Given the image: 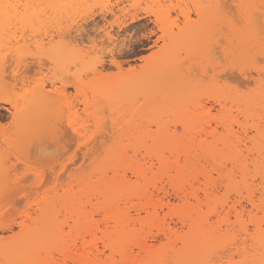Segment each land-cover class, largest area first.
<instances>
[{
    "label": "snow or ice",
    "instance_id": "obj_1",
    "mask_svg": "<svg viewBox=\"0 0 264 264\" xmlns=\"http://www.w3.org/2000/svg\"><path fill=\"white\" fill-rule=\"evenodd\" d=\"M80 7L70 3L0 4V26L9 31L12 27L17 28L16 35L20 37L15 40L14 45L12 41L0 44V82L3 83L0 88V130L7 133L15 126L24 110L23 106H26L28 98L40 87L42 79L45 83L51 79L47 91H54L61 97L67 96V91L74 88L73 99L78 98L83 108V112H78L74 119L75 105H61L60 118L55 125L24 144L18 151L7 153L5 162L14 166L19 175V184L27 186L31 182L37 190L46 189L48 185L62 179L61 174L69 177L73 175L71 170L79 163L78 157L81 153L87 160L95 156L97 150L108 151L114 147L115 129L119 119L115 111L110 113L109 105L105 103L106 97L97 88L85 87L81 91L84 82H101L111 78L116 69L122 70L125 66L119 61L123 56H118L117 52L139 57V50L151 45L152 55L144 58L151 61L169 49L172 37L177 35V29L182 34L191 24H200L206 11L209 13L208 41L195 56H184L183 51L180 52L183 57L181 70L186 66L187 74L195 83L209 86L208 95L205 97L209 101L223 93L237 97L248 96L256 90L250 86L254 79L258 81L259 91L264 98V0H260L258 5H229L222 0H213L211 3H184L182 0H155L148 3L144 0H124L121 3V0H106L104 3L84 5L83 7L92 8L94 11L81 15L78 21L70 16L68 29L63 28L64 21L61 19L58 34L55 28L41 23L43 13L30 12L36 8H58L61 13H71L73 9ZM5 8L8 9L7 13L3 11ZM13 9L14 16L11 15ZM97 12H111L112 25L109 26L105 21L103 27L97 24L93 28L91 22H95ZM85 28L92 33L98 30L104 37V44L99 48V41L83 44L82 39L86 38H82L81 33ZM117 28L118 31L115 30ZM49 31L58 46L85 54V67L80 68V61H77V70L68 74L69 79H65L60 71L53 72L51 67L44 74L43 64L46 57L43 46L49 43ZM238 32L259 39V51L253 49L243 60L231 58L226 47H222L226 38H231ZM221 52L224 55H220ZM109 61L113 65V71H105L101 67H106ZM21 80L23 84L20 83ZM222 106V101L213 107L206 106L201 114L204 127L212 135L205 137L196 149L200 156L199 164L186 163L183 149L179 159L175 156L170 158L175 167L167 170V176L176 180L182 179L183 191L191 192L190 198L183 196V202L178 201L176 206L197 207L203 214L201 219L205 234V240L199 246L195 258L179 264H264V108L261 110L260 125L254 128L246 123L247 116L236 117L235 110L228 117H223L220 112ZM65 116L67 128L65 134L61 135L60 129ZM151 131L156 133L159 129L153 125ZM177 133L183 135L179 129ZM8 143L5 135V144ZM129 154L131 155V149ZM138 157L139 154L136 162L141 166L151 165L152 174L160 175L157 172L158 164L163 172L164 164L156 156L151 161H139ZM177 168L184 170L183 177L177 172ZM121 173L123 179L130 184L140 183L141 173L137 167L123 168ZM113 175L111 170L106 173L108 178ZM166 179L167 177H163L161 182ZM13 199L5 191L0 202V232L4 237L0 243L5 246L23 233V217L30 210L22 207L23 200L27 197L21 198L19 203H13ZM172 209L173 205L169 200L157 205L155 216L163 217L166 221ZM148 211L151 215V207ZM93 219L95 223L91 227L95 229L96 247L89 255H95L96 258L90 259L88 264H128L115 251V245H110L108 235H103L101 240V234L107 232L106 212L102 210L94 213ZM150 222L155 223L154 220ZM146 227L147 224L137 226L133 232L122 237L123 255L128 254L129 248L137 256L141 254L140 241ZM64 231L72 229L66 227ZM82 233L85 238L90 234L87 227L82 229ZM257 241L261 249L258 261L249 256V243L254 244ZM39 255L51 258H5L0 260V264H68L67 260L57 257L55 249L41 250ZM109 255L113 258L106 260L105 257ZM117 256L120 258H116ZM131 264L148 262L132 261Z\"/></svg>",
    "mask_w": 264,
    "mask_h": 264
},
{
    "label": "rangeland",
    "instance_id": "obj_2",
    "mask_svg": "<svg viewBox=\"0 0 264 264\" xmlns=\"http://www.w3.org/2000/svg\"><path fill=\"white\" fill-rule=\"evenodd\" d=\"M12 1L14 4H22L26 1H32V4L35 5L38 3L37 0ZM64 1L70 4L80 5L81 7L73 9L71 13L64 12L56 15L48 11L47 15L43 14L41 21V23L49 25L50 28H55L57 34L59 33L61 19L64 21L63 28L68 29L70 16L78 21L81 15L94 11L92 8L83 7L84 5H95L106 2V0ZM113 2H115V0H113ZM123 2L124 0H121V3ZM137 2H139V0H137ZM144 2H155V0H144ZM182 2L211 3L213 0H182ZM223 3L229 5L248 4L254 3V1L227 0L226 2L225 0ZM259 3L260 0H255V4L258 5ZM117 11L119 12V10ZM103 14H105V19L102 18ZM237 14H239V10H237ZM111 17L112 14L107 12H97L95 22L85 21V23L91 22L92 27L96 28L97 24H99L100 27H103L105 21H107L109 26H111ZM13 23H15V21H13ZM208 25L209 13L206 11L200 24H191L182 34L179 33V30L177 29V35L172 37L169 49L166 52L155 56L151 61L144 59L145 57L152 55L153 49L151 45L142 47L139 50V57L127 56L123 53L117 52L118 56H123V59L119 61L125 66L122 70L116 69L114 75L107 80L101 82L93 81L92 83L85 81L82 85V92L85 87L88 89L97 88V90L106 97L105 103L109 105L110 113L115 111L119 123L115 129L114 147L125 149L127 152L125 158L127 160L130 159L131 161L133 160V162H136L137 154H139V161L145 159L151 161L152 157L157 153L165 152L166 154H163L165 158L167 157L166 159L169 160H166V163L170 166V163L172 164L174 161L169 158L175 156L176 159H179L181 150H179V152L177 151L178 154L172 150L174 151L172 154L169 149L176 148L175 141L180 139L185 143L187 142L190 144L191 142V147H189L190 153L188 154L191 156L193 155L194 158L191 157V162L189 161V164L198 165L200 162V156L197 155L196 149L199 148L205 137L212 135L208 129H205L202 123L201 114L205 111V106L213 107L214 105H219L221 101L223 102V106L220 109V112L223 117H228V115L235 110L236 117H248L246 123L250 124L251 127L255 128L260 125V115L262 108H264V98H262L259 91L257 80L254 79L250 85L256 90L248 96L237 97L223 93L209 101L208 99H205L208 95L209 86L207 84L195 83L187 74L188 69L186 66L181 70L183 57L180 55V52L183 51L184 56H195L198 50L203 48L208 41ZM115 30L118 31L119 29L117 28ZM16 32L17 28L15 27H12L10 31L5 28L1 29L0 44H8L9 41H12L14 45L15 40L20 39V37L16 35ZM81 36L82 38H86L82 39L83 44H87L89 41L92 43L99 41L97 44L98 48L104 44V37L98 30L92 33L89 29L85 28L84 32L81 33ZM47 40L49 41L48 45L43 46L44 55L46 57L43 64L45 75L48 73V68L51 67L53 72L60 71L65 79H69L70 77L68 74L77 70V61H80V68L85 67L84 53L73 52L70 49L58 46L50 31L47 35ZM21 43L24 42L21 41ZM152 43L155 44V41H152ZM222 47H226L227 54L231 58L235 60H243L253 49L259 51V39L258 37H251L246 33L238 32L231 38H226ZM220 55H224V53L221 52ZM53 61H55V63H53ZM141 65H143V67H141ZM101 67L104 68L105 71H113V65L110 61L106 67L104 65H101ZM129 69H135V71L130 72ZM121 71L122 74H119ZM97 75L100 74L98 73ZM20 83L23 84V80H21ZM50 85L51 79H48L46 83L42 79L40 81V87L34 95H31L28 98L26 106L22 105L24 110L15 126L7 133L0 130V202L3 200L5 191H8L12 195L14 198L13 203H19L21 198L27 197V199L23 200L22 204V207L30 209L27 212V215L25 214L23 217L24 227L27 226L25 228H34L37 226H44L47 224V221L51 219L52 225L55 229L52 227L45 231L42 228L39 233V239L35 241H26L25 236L21 234L15 240H10L7 246L0 243V260L5 258L50 259L51 257L49 256L41 257L39 253L41 250L55 249L57 257L62 260H67L68 264H88L90 259L96 258L95 255H89V253L94 250L90 245L91 243H94L96 236L94 233L93 237L89 235L87 238L83 237L84 241L87 243V251H85L86 247L81 248V245L79 246L82 239L74 240V235L80 233L84 236L82 229H85L86 227L90 228V225L85 223L81 226H74L73 217L68 213L70 211L68 203L73 200L75 197V191L79 188V176L87 177L88 174H92L93 172L94 180L102 177V172L104 171V175L109 170H111L113 174H122L121 168H117L120 167L119 164L114 165L112 163L104 162L102 149L100 150L101 154L99 150H97V155L95 154L96 156H93V160L92 158L91 160H84L81 153L78 158L79 163H77L76 167L71 170L73 172L71 177L61 174L62 179L48 185L46 189L37 190V187H33L31 182L27 186L19 184V175L14 170V166L5 162L9 151H18L24 144L38 137L46 129L57 123L60 118L61 105L64 107H67L69 103L75 105L73 108L74 119L78 112H83L80 100L78 98L73 99L75 96L74 88L72 91H67V89H65V91H67V96L61 97L54 91H47ZM2 87L3 83L0 82V88ZM116 87L123 88V92L125 91L123 97L117 98L115 102L108 101L106 94L112 91L114 95L113 90ZM153 125L158 127V132L152 133L151 129ZM66 128L67 116L63 119V126L60 129L61 135L65 134ZM177 129H179L183 135H179ZM5 135H7L9 141L7 145L5 144ZM217 139H219V137H217ZM149 141H151V143H149ZM170 146L172 147L170 148ZM129 149H131V155L129 154ZM188 154H185L184 152L185 162L188 159L187 157H189ZM201 155H203L202 152ZM97 161L99 164H96ZM100 163L111 164V167L104 164L102 165L104 168L102 171L98 169L100 167L102 168ZM137 163L138 162L135 164L140 165ZM80 165L82 166L80 167ZM98 165L100 167H98ZM112 165L115 166L117 171L115 168V171H113ZM116 165L118 166L116 167ZM144 165L148 166L150 164ZM79 168L80 170H78ZM96 168L98 169V172H101L102 174L96 173ZM165 169H167V167ZM157 172H159L158 169ZM166 188L169 190L167 197L169 196L168 198L171 202L177 203L173 191L168 186ZM47 201L50 202V205H46V203H48ZM92 201L93 203L96 202L95 199ZM166 221L170 223V226L172 225L171 227L173 230H176L179 235L186 233L187 228L181 227L176 220H173L172 222L168 220ZM94 223L95 221L93 224ZM112 224V222L106 223L107 232L101 234V240L104 234H108L115 229L114 224ZM66 227L72 229V231H68L71 236L70 234H67L68 232L64 231ZM152 232L155 234V231L152 230ZM155 236L156 237L151 235V238L149 237L151 240H149V242L153 245L151 247L153 250H151L152 252L150 255L141 253L137 256L133 252L129 255H123L120 251H115L120 253L128 264H131L132 261H146L148 264H179L181 261L192 260L195 258L198 248L194 249L188 246L183 247L181 241L174 237L167 240L166 238L164 239L162 235L158 234ZM3 239V234L0 232V241ZM78 240L79 244L77 245ZM250 243L249 247H251ZM255 245L257 244L252 245L253 248H250L249 256L252 258V251L254 250L255 252H253V254L256 253L255 258H257L255 260L258 261L261 257V249L259 248L260 251H257V248L255 250ZM74 248L77 250L74 251ZM103 251L104 249L101 247V252ZM166 253L169 256H167ZM160 256L165 257L163 258L164 260H161ZM112 258L111 255L105 257L106 260ZM116 258H120V256H117Z\"/></svg>",
    "mask_w": 264,
    "mask_h": 264
},
{
    "label": "bare ground",
    "instance_id": "obj_3",
    "mask_svg": "<svg viewBox=\"0 0 264 264\" xmlns=\"http://www.w3.org/2000/svg\"><path fill=\"white\" fill-rule=\"evenodd\" d=\"M224 1L225 0H222V2H224ZM253 1L255 4V0H253ZM37 2L38 3H36V5H49V4L57 5V4H61V3H66L64 0H37ZM226 2H227V0H226ZM12 3H13L12 0H0V4H4V5L12 4ZM25 3L32 4V1H26ZM25 3H22V4H25ZM3 11L5 13H7L8 9L5 8V9H3ZM48 11L55 14V15L61 14V12L58 8H48V9L36 8V9L30 10V12L43 13L46 15H47ZM107 13L112 14L111 12H107ZM11 15H13V16L15 15L14 9L12 10ZM102 18L105 19V14L102 15ZM3 28H4L3 26H0V30ZM120 91H122V92H120ZM113 92H114V95H113L112 91H110L106 94L108 101L115 102L117 98L123 97V95L125 93V91L123 92L122 87L114 88ZM205 129H207V128H205ZM156 138H153V139H156ZM157 140H158V138H157ZM175 142H176V148L169 149V151H171V153L174 151H175V153H177V151L179 152V150H181V149L184 150L185 154L190 153L188 146L191 145V142H190V144L187 142L185 143L184 141L182 142V140H180V139H177ZM166 145H167V143H166ZM171 147L172 146H170V148ZM172 150H174V151H172ZM99 152H100V150H99ZM102 152L104 155V158H103L104 162L112 163L114 165L119 164L120 167H117L118 165H116V167L119 169L120 168L123 169V168L130 167V166L137 167L138 171H140V173H141L139 176L140 183L139 184H130L128 181L124 180L123 175L118 173V172H117L118 174L114 173L115 175H113L112 178H107L106 174L104 175V172H105L104 171V172H102L103 173L102 177H99L98 179H94L95 181L93 180V175H94L93 172H92V174H88L87 177L79 176V179H78V187L79 188L76 189L77 191H75V197L73 198V200H71V202L69 201V203H68V208L70 210L68 213L73 217L74 226H79V225L81 226L85 223L89 224L90 228H87V230L90 233L89 236L93 237V235L95 233L94 232L95 229H93L91 227V225H93V222H94L93 214L99 213L102 210H104L106 212V215H107V222H109V223L112 222L114 224V228H115L112 232L106 234L110 237L109 243H110V245H115V250L120 251L121 254H123L122 253V246H121L122 237H124L128 233L133 232L137 228V226L144 225V224H147V227L143 231V236H142V239L140 241V247L142 248L141 253H144L145 255H150V253L152 252L151 250H153L151 248L153 245L149 242V240H150L149 237L151 235H154V237H156L155 235H158V234L162 235L164 237V239L166 238L167 240H170V238L172 239V237L179 239L181 241L183 247L188 246V247H192L194 249L199 248V246L205 240V234H204V228H203L202 219H201L203 214L199 212L197 207H193L190 205H185L184 207H177L176 206L177 203L171 202L173 205V209L169 213L167 220L171 221V222L173 220H176V222H178V224H180L181 227H186L187 228L186 233H184L183 235H179L176 230H173V228L171 227L172 225L170 226V223L165 221L163 219V217L157 218L155 216L157 205H160L162 203H167L170 200L168 198L169 196L167 197V193L169 192V190L166 188L167 186L173 191V193L175 195L174 197L177 199V202L178 201L183 202L182 201L183 196H188L189 198L191 197V192L185 193L183 191V188L181 186L183 183L182 179L176 180L173 177L167 176V170L171 167H175V164L170 163V166H169L166 163L167 162L166 160H168V159H166L167 157L165 158V156L163 154L165 152H159L155 155L157 157V159L161 160L164 164L163 172H161L159 164H158L157 169L159 170L158 173H160V175H154L151 173V165H148V166L136 165L135 164L136 162H133V160L132 161L130 159L127 160L125 158L126 154H127L125 149L114 147L113 149H110L108 151L103 150ZM201 152H202V150H201ZM100 154H101V152H100ZM188 156L189 157H187L188 159H187L186 163H190L191 157H193V155L191 156L189 154H188ZM82 158H84V160H85L84 156H82ZM91 158L93 160V156ZM91 158H89V159L91 160ZM106 163H104V164H106ZM96 164H99L98 161L96 162ZM104 164L100 163L101 166ZM137 164H139V163H137ZM110 165L111 164H109V165L106 164V166H110ZM81 166L82 165H80V167ZM98 167H100V166L98 165ZM166 167H167V169H165ZM114 168H115V166H113V171H115ZM98 169H100L102 171L104 170L103 166H102V168L100 167ZM98 169L96 170L97 171L96 173L102 174L101 172H98ZM105 169H107V168H105ZM78 170H80V168ZM116 171H117V169H116ZM84 172H85V170H84ZM177 172H179L181 174V176L183 177V174H184L183 169L177 168ZM145 173H147V175H145ZM163 177H167L165 182H161V179ZM93 199L96 200V202L94 201L95 203H93V201H92ZM50 201H51V199H50ZM47 202L48 203H46V205L50 203L49 201H47ZM150 207L152 210L151 215L149 214V211H148V209ZM130 212H131V214H130ZM193 213H195V216L193 215ZM26 215H27V213H26ZM48 216H50V215H48ZM150 220H154L155 223L154 224L151 223ZM25 227H27V226H25ZM25 227L23 229L22 234L25 236L26 241H35V240L39 239V233L41 232L42 228L45 231L47 229L52 228V227L54 228V226L52 225L51 219L48 220L47 224L44 226H37L34 228L33 227L32 228H25ZM152 230L155 231V234H153ZM52 232H53V230H52ZM58 233H61V232H58ZM67 234H70V232H68ZM70 236H71V234H70ZM83 237L84 236H82V234H80V233H77L76 235H74V240L82 239L80 244H79V246L81 245V248L86 247V244H87L84 241ZM169 242H171V241H169ZM254 244H257V245H255L256 247H254V249L256 250V248H257L258 249L257 251H260L258 241L255 242ZM254 244L250 243V246L253 248L252 245H254ZM90 246H91V248L96 247L95 243H91ZM243 246H244L243 243H241V248H243ZM251 247H249V248H251ZM102 249H103V247H102ZM253 252H255V251L254 250L252 251V259H257V258H255L256 253L253 254ZM129 254H132L131 248L128 249L127 255H129ZM167 256H169V255L167 254ZM160 258L162 260L165 257L160 256Z\"/></svg>",
    "mask_w": 264,
    "mask_h": 264
}]
</instances>
